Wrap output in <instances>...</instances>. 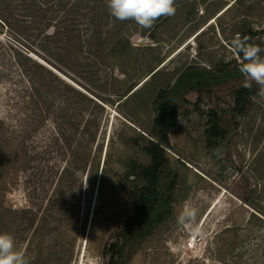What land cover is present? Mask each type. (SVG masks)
<instances>
[{
    "label": "rangeland",
    "instance_id": "374dc122",
    "mask_svg": "<svg viewBox=\"0 0 264 264\" xmlns=\"http://www.w3.org/2000/svg\"><path fill=\"white\" fill-rule=\"evenodd\" d=\"M175 7V15L163 17L150 28L151 35H143L144 28L132 20L121 23L110 13L106 18L104 30L121 23V30L129 35L137 67L151 64L159 69L142 86L141 95L124 97L120 104L117 94L133 73L122 57L109 59L98 51L95 58L87 47L78 54L72 44L69 52L57 49L61 52L56 50L49 58L40 48L42 57L54 63L51 67L58 77L86 98L73 90L67 92L70 112L77 116L72 122H80L78 128L60 118L56 121L58 107L49 121L37 122L38 129L28 139L37 152L35 173L40 174L35 191L18 168L12 167L7 175L9 184L0 197L4 209L0 232L15 237L30 264H105L104 246L133 213L134 198L129 192L133 177L128 175V165L131 161L149 163L141 148L146 144L142 136L148 137L152 125L156 92L190 65L210 70L232 58L241 63L234 41L248 29L264 28V0H175ZM2 30L0 114L13 132L19 128L13 100L21 92V83L15 79L12 44L4 34L6 28ZM108 63L121 66L108 69ZM248 81L256 90L241 115L233 110L231 86L190 91L176 103L179 121L170 131L168 148L170 165L178 173L172 211L147 236L128 245L122 264H264V94L254 81ZM51 96L55 104L61 99L59 91ZM211 111L217 113L226 135L209 148L206 130ZM95 119L98 124L90 122ZM87 127L95 131L90 140L94 158L83 167L90 137ZM62 129L68 139L73 137L70 147L60 139L63 147L59 150L55 140ZM75 154L79 167L65 184L67 199L62 206L68 214L57 220L60 209L54 199L62 195L54 173ZM185 209L196 214L182 222ZM192 235L196 242L189 248Z\"/></svg>",
    "mask_w": 264,
    "mask_h": 264
},
{
    "label": "trees",
    "instance_id": "16d2710c",
    "mask_svg": "<svg viewBox=\"0 0 264 264\" xmlns=\"http://www.w3.org/2000/svg\"><path fill=\"white\" fill-rule=\"evenodd\" d=\"M231 6H228L227 9ZM108 15L109 11L105 0H0V33H3L2 29L6 28L4 34L8 36L12 44L9 48L14 51L12 59L15 65L13 68L17 69L15 79L21 83L19 86L21 92L17 95L18 100L17 98L13 100L15 103L13 116L15 121H18L19 128L10 132V129L6 128V117L0 114L1 198L9 184L6 178L12 167L26 173V184L37 185L40 175L35 173L34 164L37 152L34 146L29 144L28 139L38 129V121H49L52 110L58 107L59 110L55 115L56 121L58 118L63 119V121L72 124L73 128L80 123L72 122L76 120L77 116L70 112L72 107L67 92L73 90L85 98L86 95L79 92L69 82L62 81L51 67H55L54 63L49 61L50 59L42 57L43 52H46L50 58L54 56L57 49L69 52L70 45L75 44L74 47L78 54L84 47H87L88 53L94 54L95 58L99 56L98 51H104V56L109 59L122 57L133 73L130 79L125 81L127 83L125 89L117 94L118 102L124 97L127 100L137 98L143 92L140 91L142 86L151 78H155L159 72V69L156 70L151 64L146 67H137L139 60L137 61L133 56L134 47L130 42L129 35L121 30L123 22L104 30L105 24L108 22L106 20ZM162 19L163 16L157 19L153 25L159 24ZM150 31V28H144L141 33L144 35ZM151 34L152 32L149 35ZM240 36L241 41L254 43L264 49V28L248 29ZM40 48L43 50L42 53ZM61 51L57 50V53ZM236 53L241 58V63L232 58L227 62H219L216 68L210 70L190 65L182 72H178L175 78L167 81L156 92L153 100L155 115L152 125L146 132L148 137L142 136L146 140V144L141 148L149 157V163L131 161L128 165V175L133 177L129 189L134 198L133 213L113 234L111 241L104 246L105 264H122L128 245L138 237L147 236L151 229L163 222L172 211L178 173L170 165L168 148L171 144L170 131L178 125L179 121L176 103L184 100V96L190 91L208 90L220 86H231L233 110L237 114H243L251 103L256 86L250 84L240 72L245 58L237 49ZM37 56L44 60L38 59ZM261 56H264V52H261ZM108 64V69L116 65ZM116 66L121 65L118 63ZM125 73L127 75V72ZM246 84L249 86L246 87ZM14 86L16 87L15 83ZM56 91L61 94L59 96L61 99L55 104L51 95ZM91 100L96 105H100L93 99ZM90 122L98 124L96 119ZM208 122L210 125L206 130L207 144L209 148H212L219 139L225 137L226 130L215 111L210 112ZM77 128L76 132L79 131ZM85 133L90 137L85 145L86 155H84L83 167L93 163L94 158L91 154L90 140L95 138V131H89L87 127ZM57 134L60 138L56 137L55 141H57L59 150H62L63 147L59 144L62 138L70 147L69 140L73 135L68 139L66 130L63 129L57 131ZM57 134L55 133V135ZM68 150L75 152L71 148ZM77 158L78 155L75 154L72 161L68 160L65 166L60 165L54 173L57 178V191L62 195L54 199V205L60 209L55 216L57 220H62V217L68 214L62 210L67 199L64 198L65 184L74 177V170L79 167L77 162L76 165L74 163ZM106 160L105 158V162ZM95 165V177H97L99 163ZM32 189L35 191L36 186ZM245 202L248 203L247 200ZM256 209L260 210L257 207ZM50 214L52 215L53 212ZM3 216L4 209L0 206V220ZM54 228L57 229L56 226Z\"/></svg>",
    "mask_w": 264,
    "mask_h": 264
},
{
    "label": "clouds",
    "instance_id": "9594fccd",
    "mask_svg": "<svg viewBox=\"0 0 264 264\" xmlns=\"http://www.w3.org/2000/svg\"><path fill=\"white\" fill-rule=\"evenodd\" d=\"M105 3L113 18L122 22L132 20L142 28H151L160 17H171L176 12L175 0H105ZM234 47L245 58L240 72L246 80L254 81L264 94V56H261L264 49L241 40L234 41ZM195 214V210L185 209L180 220L194 218ZM0 264H30L26 253L17 248L15 237L9 232H0Z\"/></svg>",
    "mask_w": 264,
    "mask_h": 264
},
{
    "label": "built area",
    "instance_id": "2783aa9c",
    "mask_svg": "<svg viewBox=\"0 0 264 264\" xmlns=\"http://www.w3.org/2000/svg\"><path fill=\"white\" fill-rule=\"evenodd\" d=\"M195 242H196V237L194 236V235H192L191 237H190V240H189V248H193V246H194V244H195Z\"/></svg>",
    "mask_w": 264,
    "mask_h": 264
},
{
    "label": "crops",
    "instance_id": "0c3cea01",
    "mask_svg": "<svg viewBox=\"0 0 264 264\" xmlns=\"http://www.w3.org/2000/svg\"><path fill=\"white\" fill-rule=\"evenodd\" d=\"M227 5H228V4H227ZM227 5H226V6H227ZM226 6H225V7H226ZM225 7H224V8H225ZM224 8H221V10H219V12H217V13H220ZM214 17H215V16H214Z\"/></svg>",
    "mask_w": 264,
    "mask_h": 264
},
{
    "label": "bare ground",
    "instance_id": "6f19581e",
    "mask_svg": "<svg viewBox=\"0 0 264 264\" xmlns=\"http://www.w3.org/2000/svg\"><path fill=\"white\" fill-rule=\"evenodd\" d=\"M224 11H225V10H224ZM224 11H223V12H224ZM195 38H196V37H194V39H195ZM194 39H193V40H194Z\"/></svg>",
    "mask_w": 264,
    "mask_h": 264
}]
</instances>
